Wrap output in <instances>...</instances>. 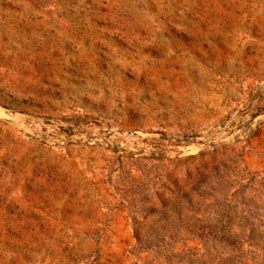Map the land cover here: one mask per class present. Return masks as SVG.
I'll return each instance as SVG.
<instances>
[{"label":"rangeland","instance_id":"obj_1","mask_svg":"<svg viewBox=\"0 0 264 264\" xmlns=\"http://www.w3.org/2000/svg\"><path fill=\"white\" fill-rule=\"evenodd\" d=\"M0 264H264V0H0Z\"/></svg>","mask_w":264,"mask_h":264}]
</instances>
